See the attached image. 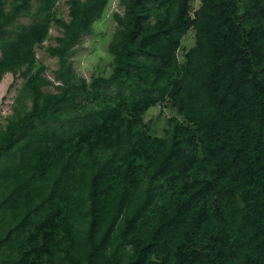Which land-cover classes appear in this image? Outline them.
Instances as JSON below:
<instances>
[{
    "label": "trees",
    "instance_id": "obj_1",
    "mask_svg": "<svg viewBox=\"0 0 264 264\" xmlns=\"http://www.w3.org/2000/svg\"><path fill=\"white\" fill-rule=\"evenodd\" d=\"M58 1L0 0V82L26 79L30 102L0 125V264H158L174 249L175 264H264V0H243L249 28L239 0L194 14L191 0H119L114 71L91 84L73 57L109 0H68L69 20ZM53 26L51 81L35 69ZM167 100L200 139L176 120L147 134L144 112ZM211 194L227 226L206 253Z\"/></svg>",
    "mask_w": 264,
    "mask_h": 264
},
{
    "label": "rangeland",
    "instance_id": "obj_2",
    "mask_svg": "<svg viewBox=\"0 0 264 264\" xmlns=\"http://www.w3.org/2000/svg\"><path fill=\"white\" fill-rule=\"evenodd\" d=\"M239 13L237 20L246 28H249V20L247 19V6L243 0H239ZM202 4V0H191V12L194 14ZM116 13L123 14L124 10L119 5V0H109L103 17L98 20L94 27L93 33L84 36L79 42L75 56L73 57V68L78 78H84L88 84H91L98 78L108 79L114 71V57L109 51V44L112 41L117 23L114 19ZM53 14L55 19L69 20L68 0H59L56 4ZM29 23L28 20H23ZM61 36V31L53 26L50 30L49 39L42 45L36 47V69H44V75L51 81L54 80L53 72L58 68L57 59L51 57L46 49L50 45H55V39ZM196 45V32L191 29L189 33L182 39L178 52L180 61L185 60V55ZM1 54V53H0ZM27 80L24 78H15L12 73H7L0 82V125L5 126L7 122L15 117L24 109H29L30 102L22 96ZM55 92L53 87L46 89ZM176 120L186 126H189L197 133L200 139V133L197 127L188 121L185 116L178 111L173 101L167 100L164 103L150 107L143 114L145 124L144 130L153 138H166L167 130L170 122ZM200 157L203 159V149L200 148ZM206 170L202 167L193 168L185 176V180H192L197 177L206 175ZM206 206L209 211L208 222L205 226L203 242L199 249L204 252L214 251L216 244L214 238L218 236L223 238V231L226 228L223 213L218 212L216 207V197L211 194L201 207ZM174 249L166 257H155L154 261L158 264H175Z\"/></svg>",
    "mask_w": 264,
    "mask_h": 264
}]
</instances>
